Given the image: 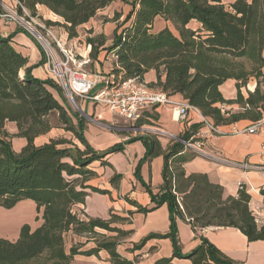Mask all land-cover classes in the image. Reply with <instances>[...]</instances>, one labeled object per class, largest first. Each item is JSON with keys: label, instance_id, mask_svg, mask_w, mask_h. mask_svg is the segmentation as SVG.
<instances>
[{"label": "trees", "instance_id": "1", "mask_svg": "<svg viewBox=\"0 0 264 264\" xmlns=\"http://www.w3.org/2000/svg\"><path fill=\"white\" fill-rule=\"evenodd\" d=\"M114 1L17 0L15 8L27 18L37 17V6L47 8L62 21L44 22L60 25L72 38L77 36V27ZM128 3L130 10L123 22L130 20V24L119 31L117 25L110 45L105 47L114 57L113 74L120 75L124 81L134 79L158 87L167 96L180 94L215 126L257 121L264 115V0H131ZM115 16L116 20L118 13ZM157 18L164 25L152 31ZM191 22H197L198 26L190 27ZM104 38L103 34L87 38L90 59L97 57ZM34 66L14 48L10 35H0V207L11 209L29 200L37 214L35 220H39L34 227L23 222L15 239L0 235V264H71L77 254L98 255L100 250L107 252L110 263L136 264L140 254L130 259L117 250L122 239L132 232L117 224L131 223L133 212L129 211L125 217L110 210L109 217L103 219L88 216L78 205L85 203L90 192L110 194L108 189L89 184L97 177L92 163L110 164L105 159L107 154L121 151L124 143L138 139L145 153L134 169V176L146 189L153 205L143 206L127 196L124 199L140 213L166 205L169 231L164 236L172 242V257L187 258L191 264H235L200 234L207 227H235L249 241H264V226L256 223L249 208L250 195L243 184L235 195H224L222 186L206 173L185 172L184 163L197 153L182 141L203 144L197 136L201 122H191L184 131L170 138L165 147L156 135L146 133L127 137L103 150L95 149L84 135L86 117L78 112L70 115L53 93L60 97L61 88L49 78L33 76ZM150 70L154 71L155 79L145 82L144 74ZM227 80L234 81L233 97H225L220 90ZM251 80L255 86L244 95L241 89ZM225 105H237L238 109H226ZM53 114L72 137H50L36 145L35 138L54 127ZM149 116L143 114L135 125L148 122ZM8 123H14L16 132L8 130ZM13 137L25 140L18 152L12 148ZM156 156H162L163 166L162 184L154 193L143 181L140 165ZM121 176L114 173L110 177L114 188ZM259 192L264 196V186ZM177 218L188 222L200 238L199 244L185 254L181 253L177 238ZM67 233L83 237L84 241L72 242L67 248ZM152 237L160 235L149 234L140 244ZM89 242L92 245L85 247ZM140 244L130 250L140 248ZM172 257H162L152 264H171Z\"/></svg>", "mask_w": 264, "mask_h": 264}, {"label": "crops", "instance_id": "2", "mask_svg": "<svg viewBox=\"0 0 264 264\" xmlns=\"http://www.w3.org/2000/svg\"><path fill=\"white\" fill-rule=\"evenodd\" d=\"M6 1L9 2L10 0H0V12H6L9 8L6 5ZM194 23L197 27L198 23ZM82 26L84 24L80 25V27ZM0 35H10L14 48L28 58L29 65H35L31 71L33 76L39 79L46 78L44 61L43 63L40 62L41 53L37 43L21 24L0 17ZM94 62V66L97 67L94 71L99 72L98 62L96 60ZM109 65L111 67L112 63H108ZM262 72L264 74V67L262 68ZM154 79L155 73L153 70L144 74L145 82H150ZM254 86L255 81L251 80L247 85V89L252 91ZM220 90L225 97H233L236 91L234 81L227 80L220 86ZM168 98L174 102L184 100L180 94H173L168 96ZM149 109H153V107ZM154 110L158 112V115L156 114L158 123L166 133L171 135L170 138H174L178 133L184 131L191 122H199L198 116L192 112L189 113L187 121H177L171 104L160 106ZM93 122L97 123V125L89 127L90 125L88 124V128L84 134L89 144L95 149L103 150L127 138L112 132H105L103 131L104 126L97 121ZM248 123L249 120H241L235 124L237 126H244ZM233 127L234 124L220 125L218 126L220 134H210L205 126L202 125L197 132V136L201 137L203 141L202 149L204 150V154H197L193 159L185 162L183 167L187 174L191 172L206 173L211 180L218 182L222 186L224 195H235L238 186L243 184L245 190L250 195L249 208L255 217V221L258 225L264 226V196L259 192V189L264 186V170H244L239 166L228 163V161H247L255 165L264 166V157L260 155L264 136L261 132L234 134L232 132ZM43 135L36 137L34 143L39 138H42ZM170 138L165 139V141L159 139L162 147L166 146ZM19 139L22 142L21 146H23L25 140L23 141L21 137ZM75 143L80 146L76 140ZM144 153L145 148L138 139L124 143L123 150L121 151L107 154L105 159L110 164L100 165L99 161L93 162L92 166L97 172V177L91 179L89 184L108 189L110 194L90 192L85 198V203L78 205L88 216L103 219L109 217L110 210L122 216L124 214L127 215L129 211L133 212L131 223L117 224L124 229H132V232L122 239L121 244L117 246V250L120 254L130 259L134 255L140 254L141 256L136 264H152L162 257L172 256L173 252L170 238L164 236L169 231L168 209L166 205L162 204L154 210L140 213L135 211L136 208L134 206L123 200L127 196L143 206L149 207L153 205L146 189L134 176V169L144 157ZM162 166V156L144 160L140 165V175L154 193L159 190L162 184ZM114 173L122 175L116 188L110 184V177ZM176 226L180 251L182 254L188 253L199 244L200 238L192 230L190 224L183 219L177 218ZM18 229L19 227L11 235L1 234V236L15 239L18 235ZM149 234H157L160 237L149 238L146 242L140 244L141 240ZM200 234L235 264H264V241H249L238 228L207 227L200 231ZM137 244H140V248L131 251L130 249L133 245ZM91 245L92 243L89 242L85 247L88 248ZM71 264L113 263L108 261L107 252L100 250L98 255L77 254L73 257ZM171 264L191 263L187 258L173 257Z\"/></svg>", "mask_w": 264, "mask_h": 264}, {"label": "built area", "instance_id": "3", "mask_svg": "<svg viewBox=\"0 0 264 264\" xmlns=\"http://www.w3.org/2000/svg\"><path fill=\"white\" fill-rule=\"evenodd\" d=\"M14 7L17 0H13ZM26 13V12H25ZM5 20H12L26 25L31 35L42 44L46 61L44 62L46 78L51 79L62 88L69 97L76 96L94 103H100L125 123L135 127V122L143 115V111L153 107L171 104L176 113L177 121H187L190 112L199 118L210 134H220L218 126L201 114L199 109L190 105L186 100L174 102L161 90L147 86L134 79L122 80L120 75L103 74L87 70L90 62V44L79 38H69L63 30L57 34L53 26L44 21H36V17L26 20L15 9H7L0 13ZM33 23V25H32ZM73 40V43H71ZM77 41L79 44H77ZM232 129L234 134L261 132L264 136V115L257 121H249L247 125ZM160 132V131H159ZM186 147L197 154H204L203 144L199 142L182 141ZM260 155L264 157V141L261 144ZM231 165L244 170L263 169L264 166L255 165L247 161H228Z\"/></svg>", "mask_w": 264, "mask_h": 264}, {"label": "rangeland", "instance_id": "4", "mask_svg": "<svg viewBox=\"0 0 264 264\" xmlns=\"http://www.w3.org/2000/svg\"><path fill=\"white\" fill-rule=\"evenodd\" d=\"M131 0H115L102 10H99L94 17H92L87 23L84 24L82 27H77V36L73 38H79V40H87L89 37H95L99 34L104 35L105 43L98 47V54L96 58L90 59V62L87 64L86 68L89 71L92 72H98L94 71L97 69L95 64L98 62L99 64V72L103 74H108L109 72L112 73L111 67L113 65L108 66V63H113L114 57L110 53V51L105 48L111 43L113 30L118 25L121 30L123 27L128 26L130 24V20L127 22H123V19L127 12L130 10V2ZM7 2V1H6ZM8 5V9H15L13 0H10L6 3ZM118 13V18L115 20V14ZM26 20L29 18L25 17ZM44 20H50L54 22L60 23L62 21L61 18L56 16L54 13L49 11L47 8L39 6L37 8V17L36 21H44ZM26 32L31 35L30 31L26 28V25L20 22ZM173 32H175L172 25L169 23H166ZM33 25V23H32ZM164 25V21L157 18L155 23L153 24L152 31H157L159 28H161ZM34 26V25H33ZM190 27H196V24L194 22H191L189 24ZM54 31L59 34L61 33V29H63L60 25H53ZM64 30V29H63ZM94 31V32H93ZM32 36V35H31ZM33 37V36H32ZM34 38V37H33ZM35 42L37 43V46L41 53V60L46 61V55L43 49V46L40 42H38L34 38ZM81 41H77L76 43L79 44ZM73 43V40L72 42ZM100 57V58H99ZM109 73V74H111ZM158 88V87H154ZM159 89V88H158ZM241 91L244 95H246L248 89L247 87L242 88ZM54 95L63 103L65 108L67 109V112L70 115H73L74 112H78L79 114L85 116L84 113H86V127L85 130L89 127L96 126L97 123H94L93 121L99 122L102 126H104L103 131L105 132H112L117 135H120L122 137H133L136 135H142L146 133L154 134L160 139L161 141H165V139H168L171 137L166 131L162 128V126L158 123V118H154L153 115H156L158 112L154 109H146L143 111V114L145 116H149L148 122H144L139 126L132 127L131 124L125 123L121 118L115 116L112 114L105 105L100 103H94L89 100L82 99L80 97L72 96L69 97L68 94L61 88L60 97H58L57 93L53 91ZM73 100V101H72ZM164 106V105H163ZM226 109L236 110L238 109L237 105H225ZM158 115V114H157ZM73 117V116H72ZM73 121L75 122V117H73ZM51 122L54 126L47 134H44L42 138H39L35 141L37 145H40L44 143L48 138L55 137V136H65L67 138H71L72 135L65 131L61 124L57 121L56 115L53 114L51 116ZM7 128L10 132H16V127L14 123H8ZM84 130V132H85ZM150 130H156L163 133L162 135L153 133ZM85 135V134H84ZM127 139V138H126ZM75 140V139H74ZM125 140V139H124ZM24 141V139H23ZM12 148L14 151L18 152L21 148V143L19 137H13L11 139ZM123 200L128 203L124 198ZM129 204V203H128ZM36 211L34 208V205L29 200H23L19 202L15 207L11 209H5L0 207V235H11L12 232L18 228L23 222H28L31 227H34L38 224L39 220H35ZM123 216H127L124 214ZM76 241H84L83 237L73 235L71 233L66 234V247L68 248L72 242ZM122 242V241H121ZM121 244V243H120ZM141 256V255H140ZM172 257V256H170ZM173 258V257H172ZM180 258V257H178ZM172 260V259H171Z\"/></svg>", "mask_w": 264, "mask_h": 264}, {"label": "water", "instance_id": "5", "mask_svg": "<svg viewBox=\"0 0 264 264\" xmlns=\"http://www.w3.org/2000/svg\"><path fill=\"white\" fill-rule=\"evenodd\" d=\"M73 101V100H72ZM85 114V116H87L86 115V113H84ZM151 132H153V133H157V134H160V135H162L163 133H161V132H159V131H156V130H150Z\"/></svg>", "mask_w": 264, "mask_h": 264}, {"label": "bare ground", "instance_id": "6", "mask_svg": "<svg viewBox=\"0 0 264 264\" xmlns=\"http://www.w3.org/2000/svg\"><path fill=\"white\" fill-rule=\"evenodd\" d=\"M176 114V113H175ZM176 116V115H175Z\"/></svg>", "mask_w": 264, "mask_h": 264}]
</instances>
